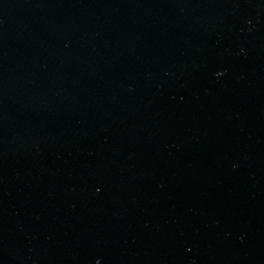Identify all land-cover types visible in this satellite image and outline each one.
Listing matches in <instances>:
<instances>
[{"label": "water", "instance_id": "obj_1", "mask_svg": "<svg viewBox=\"0 0 264 264\" xmlns=\"http://www.w3.org/2000/svg\"><path fill=\"white\" fill-rule=\"evenodd\" d=\"M0 264H264V0H0Z\"/></svg>", "mask_w": 264, "mask_h": 264}]
</instances>
